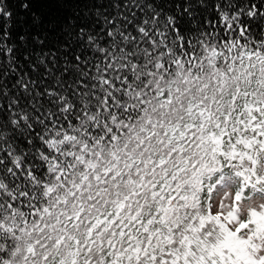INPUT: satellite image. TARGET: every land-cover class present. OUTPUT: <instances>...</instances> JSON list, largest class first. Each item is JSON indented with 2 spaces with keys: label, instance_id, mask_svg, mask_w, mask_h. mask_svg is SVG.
<instances>
[{
  "label": "clouds",
  "instance_id": "clouds-1",
  "mask_svg": "<svg viewBox=\"0 0 264 264\" xmlns=\"http://www.w3.org/2000/svg\"><path fill=\"white\" fill-rule=\"evenodd\" d=\"M196 68L199 78L183 67L166 80L154 74L150 83L157 95L146 94L142 114L131 119L114 143L88 142L89 121L95 117L103 132L107 112L80 118L73 129L78 138L70 143L87 147L73 149L79 159L71 161V169L61 163L65 179H49L52 192L37 196L47 198L49 211L39 212L36 219L19 208L9 215L4 208L8 200L0 196V224L18 230L9 234L10 264H25L28 249L33 253L27 264H154L137 249H146L149 256L155 251L161 259L170 251L171 261L183 257L190 245L195 260L226 236L209 218V207L213 213L233 214L228 224L233 232L239 226L236 217L243 222L253 210L264 213V150L254 139L245 107L264 103V64L245 58L219 68L207 62ZM143 72L140 68L133 75ZM165 91L170 103L158 98ZM94 107L108 106L98 95ZM92 139L100 141L99 136ZM4 191L10 195L19 189ZM255 219L260 230L253 226L251 232H241L243 240L252 238L240 247L259 261L264 257V216Z\"/></svg>",
  "mask_w": 264,
  "mask_h": 264
},
{
  "label": "snow or ice",
  "instance_id": "snow-or-ice-1",
  "mask_svg": "<svg viewBox=\"0 0 264 264\" xmlns=\"http://www.w3.org/2000/svg\"><path fill=\"white\" fill-rule=\"evenodd\" d=\"M33 2L0 0V196L8 200L4 208L9 215L19 208L36 219L39 212L49 211L47 198L38 200L37 196L52 192L49 179H65L61 163L71 169V161L79 159L73 149L87 147L70 143L78 138L73 129L80 118L107 112L103 132L95 117L89 121L88 142L94 146L114 143L128 130L131 119L142 114L146 94L157 95L150 83L154 74L166 80L169 73L183 67L199 78L196 65L202 69L206 62L216 68L245 58L264 64V0H75L84 5L80 18L66 23L58 37L41 29L40 19L33 13L32 25L37 30L21 23L16 31L18 18L9 5L19 3L28 11ZM154 57L159 59L154 61ZM140 68L144 72L133 75ZM98 95L108 107H94ZM158 98L171 102L167 91ZM232 99L235 104L237 98ZM245 107L250 111L247 123L254 139L264 150V103ZM95 136L100 141L93 140ZM53 168L59 171L53 173ZM5 188L19 191L9 195ZM235 199L239 201L240 195ZM260 216L264 213L253 210L247 221L236 217L239 226L233 232L228 227L233 214L213 213L209 207V218L215 219L226 236L195 260L191 245L183 257L171 261L170 251L163 253V259L155 251L150 256L146 249L137 252L143 251L154 264H249L250 259L251 264H264V257L256 261L240 247L252 238L243 240L240 233L251 232L253 226L259 231L255 217ZM3 218L0 209V221ZM16 231L0 224V244L4 245L0 264H10L9 234ZM32 253L33 249L27 250L25 264Z\"/></svg>",
  "mask_w": 264,
  "mask_h": 264
},
{
  "label": "trees",
  "instance_id": "trees-1",
  "mask_svg": "<svg viewBox=\"0 0 264 264\" xmlns=\"http://www.w3.org/2000/svg\"><path fill=\"white\" fill-rule=\"evenodd\" d=\"M14 10L17 17V29L20 30L21 23H26L36 31V26L32 25V13H36L40 19V28L48 31L53 36H60L61 28L73 17L80 18V13L84 5L76 3L75 0H34L28 11H24L19 3L9 5ZM26 17L21 21L19 18ZM15 34V32H14Z\"/></svg>",
  "mask_w": 264,
  "mask_h": 264
}]
</instances>
